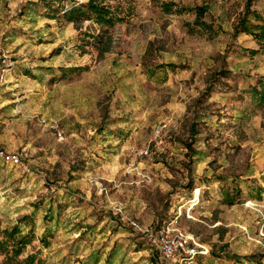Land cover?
Masks as SVG:
<instances>
[{"label": "rangeland", "instance_id": "rangeland-1", "mask_svg": "<svg viewBox=\"0 0 264 264\" xmlns=\"http://www.w3.org/2000/svg\"><path fill=\"white\" fill-rule=\"evenodd\" d=\"M89 1L0 0V147L28 165L0 162V264H163L146 231L175 217L194 264H264V46L238 26L264 0L65 19Z\"/></svg>", "mask_w": 264, "mask_h": 264}, {"label": "built area", "instance_id": "built-area-1", "mask_svg": "<svg viewBox=\"0 0 264 264\" xmlns=\"http://www.w3.org/2000/svg\"><path fill=\"white\" fill-rule=\"evenodd\" d=\"M40 125L60 141L64 140V132L55 120L42 118ZM147 150H140L139 155H147ZM0 162L27 171L25 154L21 151H7L0 147ZM177 218L162 223L154 231L147 230V237L159 254L163 264H194L198 257L208 254L193 236L183 232L177 226Z\"/></svg>", "mask_w": 264, "mask_h": 264}, {"label": "trees", "instance_id": "trees-1", "mask_svg": "<svg viewBox=\"0 0 264 264\" xmlns=\"http://www.w3.org/2000/svg\"><path fill=\"white\" fill-rule=\"evenodd\" d=\"M174 4H166L163 9L171 11ZM186 9H180L179 12L185 11ZM251 15L250 17H248ZM92 16L97 24L100 26L111 27L115 23L122 21L119 16L115 15L109 8L108 5L104 4L102 0H90L86 5H80L78 7H72L70 10L64 12V17L70 21H79L82 18ZM248 16L243 17L239 21L240 31H243L246 34H249L254 37L258 44L264 46V16L258 15L256 13H248ZM247 19V20H246ZM248 20L255 22L254 25L250 24ZM255 95L259 94L256 88L252 89ZM260 98L264 99L262 96V90ZM15 234H18L16 232ZM14 234V235H15ZM12 233H10V236ZM27 238H20L12 244L11 247V256H17L25 246Z\"/></svg>", "mask_w": 264, "mask_h": 264}]
</instances>
